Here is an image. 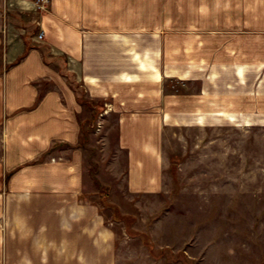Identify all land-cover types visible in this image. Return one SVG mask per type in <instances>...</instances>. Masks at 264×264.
Masks as SVG:
<instances>
[{"label":"crops","instance_id":"0c3cea01","mask_svg":"<svg viewBox=\"0 0 264 264\" xmlns=\"http://www.w3.org/2000/svg\"><path fill=\"white\" fill-rule=\"evenodd\" d=\"M8 1L0 264H118L102 189L109 206L164 200L168 131L264 126V0ZM97 117L114 119L115 140L91 174L82 145Z\"/></svg>","mask_w":264,"mask_h":264},{"label":"rangeland","instance_id":"374dc122","mask_svg":"<svg viewBox=\"0 0 264 264\" xmlns=\"http://www.w3.org/2000/svg\"><path fill=\"white\" fill-rule=\"evenodd\" d=\"M13 10L8 0L1 6L4 17ZM114 126V119L97 117L84 132L91 174L112 159ZM164 155L171 163L164 200L107 205L106 218L118 223V264H264V126L226 121L170 130Z\"/></svg>","mask_w":264,"mask_h":264},{"label":"built area","instance_id":"2783aa9c","mask_svg":"<svg viewBox=\"0 0 264 264\" xmlns=\"http://www.w3.org/2000/svg\"><path fill=\"white\" fill-rule=\"evenodd\" d=\"M48 0H34V5L38 10H45ZM42 34L38 35V39H41Z\"/></svg>","mask_w":264,"mask_h":264},{"label":"trees","instance_id":"16d2710c","mask_svg":"<svg viewBox=\"0 0 264 264\" xmlns=\"http://www.w3.org/2000/svg\"><path fill=\"white\" fill-rule=\"evenodd\" d=\"M102 202H103V204H104V205H106V206H107V204H105V202L103 201V199H102Z\"/></svg>","mask_w":264,"mask_h":264}]
</instances>
